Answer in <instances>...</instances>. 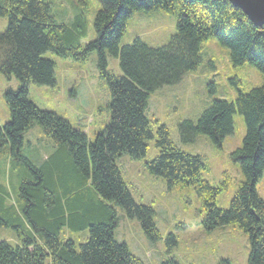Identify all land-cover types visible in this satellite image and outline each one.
Instances as JSON below:
<instances>
[{
    "label": "trees",
    "instance_id": "obj_1",
    "mask_svg": "<svg viewBox=\"0 0 264 264\" xmlns=\"http://www.w3.org/2000/svg\"><path fill=\"white\" fill-rule=\"evenodd\" d=\"M100 5L93 25L95 39L82 47V19L69 29L51 14L45 0H0V18L7 21L0 32V74L18 81L15 90L3 95L10 121L0 127V155L7 151L10 161L21 163L32 177L20 183L12 203H7V188L0 186V228L11 229L15 238L13 243L0 239V264H144L114 239L115 212L105 204L135 218L152 240L159 237L153 213L133 202L114 160L122 155L144 157L145 142L152 138L145 115L149 95L196 71L200 46L209 38L229 51L234 67L253 66L263 83L246 94L238 92L233 103L213 102L195 124L181 123L179 132L184 141L202 134L221 148L233 133V116H241L245 136L230 158L239 165L244 181L227 210L216 208L215 198L226 182L212 188L203 181V158L174 146L164 126L156 131L158 156L145 167L168 188H193L205 208L204 227L210 231L237 225L248 239L247 264H264V201L255 189L264 172V26L252 25L229 0H100ZM158 10L177 19L175 34L165 46L150 48L135 38L119 47L133 13ZM46 52L78 62L96 53L99 77L110 94V122L93 142L29 101L30 83L54 85V64L42 57ZM107 54L118 60L122 76L107 70ZM34 123L58 149L43 169L21 154L23 135ZM64 224L88 228L89 237L78 249L72 239L60 238ZM162 264L178 262L170 259Z\"/></svg>",
    "mask_w": 264,
    "mask_h": 264
},
{
    "label": "rangeland",
    "instance_id": "obj_2",
    "mask_svg": "<svg viewBox=\"0 0 264 264\" xmlns=\"http://www.w3.org/2000/svg\"><path fill=\"white\" fill-rule=\"evenodd\" d=\"M51 6V14L69 29L84 21L85 37L80 39L84 47L95 39L94 20L100 10V0H45ZM177 19L164 11L135 12L127 22L119 41V47L130 45L135 38L150 48L165 46L175 34ZM6 19L0 18V32L6 28ZM44 59L54 64V85H28L27 97L40 110L55 114L71 128L82 132L88 142L102 132L110 122V94L106 83L99 77L97 55L90 54L84 62L62 59L46 52ZM201 63L196 71L186 75L179 83L163 87L148 97L146 118L150 123L152 138L145 142L144 157L122 155L114 160L126 190L136 205L152 210V222L158 238L150 239L135 218L113 205L105 204L115 212L114 239L124 243L129 252L144 264H162L174 259L178 264H247L249 244L245 234L235 224L207 230L204 227L205 208L202 199L191 187L168 188L164 180L150 173L145 163L158 156L155 146L156 131L166 127L172 144L190 155L203 158L200 178L212 188L226 182L225 190L215 198V206L227 210L230 202L244 181L239 165L230 155L242 146L246 128L243 118L233 116V133L215 147L202 134L192 141H184L179 126L185 121L196 123L215 101L233 103L238 92L243 94L259 88L262 75L245 63L234 67L229 51L214 38L200 46ZM107 70L122 76L118 60L106 55ZM18 81L0 74V127L9 123V112L4 102V92L15 90ZM58 153L51 138L34 123L23 135L21 154L37 169H43ZM68 171V170H66ZM68 173V172H67ZM69 175V174H68ZM32 177L21 163L11 162L7 151L0 155V186L7 188V203L17 200L20 183ZM256 193L264 201V172L256 184ZM62 198V197H61ZM18 200L23 202L22 199ZM67 219V214H65ZM60 238L72 239L76 249L89 237L88 228L73 229L64 224ZM0 239L13 243L14 234L9 228H0Z\"/></svg>",
    "mask_w": 264,
    "mask_h": 264
},
{
    "label": "water",
    "instance_id": "obj_3",
    "mask_svg": "<svg viewBox=\"0 0 264 264\" xmlns=\"http://www.w3.org/2000/svg\"><path fill=\"white\" fill-rule=\"evenodd\" d=\"M257 28L264 26V0H229Z\"/></svg>",
    "mask_w": 264,
    "mask_h": 264
}]
</instances>
